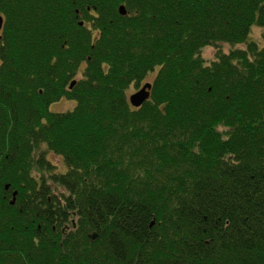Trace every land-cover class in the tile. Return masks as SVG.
<instances>
[{"label":"trees","instance_id":"trees-1","mask_svg":"<svg viewBox=\"0 0 264 264\" xmlns=\"http://www.w3.org/2000/svg\"><path fill=\"white\" fill-rule=\"evenodd\" d=\"M0 16V264H264V45L247 38L264 43V0H0Z\"/></svg>","mask_w":264,"mask_h":264},{"label":"rangeland","instance_id":"rangeland-1","mask_svg":"<svg viewBox=\"0 0 264 264\" xmlns=\"http://www.w3.org/2000/svg\"><path fill=\"white\" fill-rule=\"evenodd\" d=\"M248 39H254V40H257L259 44L261 45H264V43L260 40V28L255 26V25H252L250 27V32L247 36ZM236 47H241L242 45L241 44H237L235 45ZM235 46H231L229 44H226V43H221L219 44V48L223 51V52H226L229 48H232V47H235ZM215 47H211V46H205L204 48H202L201 50V56L208 59V58H212V55L215 51ZM155 70L152 72H148L147 75L141 80V82L136 86V87H133L132 85H130L127 90H126V96H128L130 93L134 92L137 87H139L140 84L144 83V82H149L152 77H153V74H154ZM76 76L73 77V79H75ZM74 105V101L73 100H70V99H65V98H60L58 99L57 101L55 102H51L48 104V109L50 111H64V110H67V109H71V107ZM44 156L50 160V162L52 164H54V166L58 169V166L59 167H62L64 164L62 161H60V159L58 157H56L55 155L51 154V153H48V152H45ZM63 170V169H61ZM60 171V170H59Z\"/></svg>","mask_w":264,"mask_h":264},{"label":"water","instance_id":"water-1","mask_svg":"<svg viewBox=\"0 0 264 264\" xmlns=\"http://www.w3.org/2000/svg\"><path fill=\"white\" fill-rule=\"evenodd\" d=\"M118 11L120 13H123V8H122L121 5L118 7ZM1 24H2V17L0 16V28H1ZM79 24H81V22H79ZM73 83H74V80L73 79L70 80V82L68 84V88H70ZM149 88H150V83L149 82H144L134 92L130 93L127 96V101L129 103V105H131L133 107L139 106L145 99L148 98ZM13 194H14V192L12 193V198H11V201H10L11 203L13 201ZM93 236H94V233L89 234V238H93Z\"/></svg>","mask_w":264,"mask_h":264}]
</instances>
